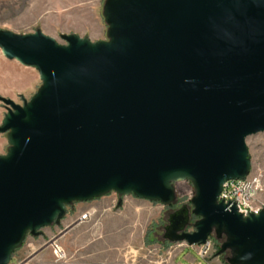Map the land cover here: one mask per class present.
Returning <instances> with one entry per match:
<instances>
[{
    "label": "water",
    "instance_id": "obj_1",
    "mask_svg": "<svg viewBox=\"0 0 264 264\" xmlns=\"http://www.w3.org/2000/svg\"><path fill=\"white\" fill-rule=\"evenodd\" d=\"M103 15L100 41L0 29L3 54L42 80L23 105L0 95V264L75 202L115 192L118 207L131 195L173 206L184 181L195 194L164 239L215 235L227 264H264V209L219 200L264 133V0H106Z\"/></svg>",
    "mask_w": 264,
    "mask_h": 264
},
{
    "label": "rangeland",
    "instance_id": "obj_2",
    "mask_svg": "<svg viewBox=\"0 0 264 264\" xmlns=\"http://www.w3.org/2000/svg\"><path fill=\"white\" fill-rule=\"evenodd\" d=\"M105 1L0 0V29L19 34L40 29L60 44H66L62 34L72 33L92 41L107 40ZM41 86L38 70L8 59L0 48V95L23 105L24 99L30 100ZM6 113L0 101V125ZM247 142L252 170L261 172L264 180V133L249 137ZM8 148L7 134L0 133V155L6 154ZM176 193L177 204L173 206L131 195L122 197L123 204L118 207L121 197L115 192L75 202L68 206L60 226L46 227L40 236L29 234L10 264H216L213 259L222 240L215 235L207 246L164 239L171 213L190 204L195 189L189 181L179 182ZM258 200L264 204V189ZM87 213L88 217L82 219ZM196 219L193 217L192 222ZM56 246L66 254L58 262ZM228 255L219 256L221 264H227Z\"/></svg>",
    "mask_w": 264,
    "mask_h": 264
},
{
    "label": "built area",
    "instance_id": "obj_3",
    "mask_svg": "<svg viewBox=\"0 0 264 264\" xmlns=\"http://www.w3.org/2000/svg\"><path fill=\"white\" fill-rule=\"evenodd\" d=\"M263 181V174L259 171L252 170L245 179L227 181L223 186L219 200L226 203L234 202L238 211L244 216H248L251 213H258L264 209V204L258 200L259 195L264 189ZM88 215V213L84 214L82 219L87 218ZM55 254L56 262L66 258L65 251L59 246H56Z\"/></svg>",
    "mask_w": 264,
    "mask_h": 264
},
{
    "label": "crops",
    "instance_id": "obj_4",
    "mask_svg": "<svg viewBox=\"0 0 264 264\" xmlns=\"http://www.w3.org/2000/svg\"><path fill=\"white\" fill-rule=\"evenodd\" d=\"M213 261L216 263V264H221V259L219 256H216Z\"/></svg>",
    "mask_w": 264,
    "mask_h": 264
},
{
    "label": "flooded vegetation",
    "instance_id": "obj_5",
    "mask_svg": "<svg viewBox=\"0 0 264 264\" xmlns=\"http://www.w3.org/2000/svg\"><path fill=\"white\" fill-rule=\"evenodd\" d=\"M176 204H177V203H176ZM176 204H175V205H176ZM185 205H189V204H185ZM183 206H184V205H182L181 207L177 208L176 210H178V209L182 208ZM176 210H175V211H176Z\"/></svg>",
    "mask_w": 264,
    "mask_h": 264
},
{
    "label": "trees",
    "instance_id": "obj_6",
    "mask_svg": "<svg viewBox=\"0 0 264 264\" xmlns=\"http://www.w3.org/2000/svg\"><path fill=\"white\" fill-rule=\"evenodd\" d=\"M216 255V254H215Z\"/></svg>",
    "mask_w": 264,
    "mask_h": 264
}]
</instances>
